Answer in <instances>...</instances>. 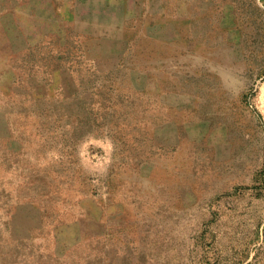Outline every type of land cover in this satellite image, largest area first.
<instances>
[{
	"label": "rangeland",
	"instance_id": "1",
	"mask_svg": "<svg viewBox=\"0 0 264 264\" xmlns=\"http://www.w3.org/2000/svg\"><path fill=\"white\" fill-rule=\"evenodd\" d=\"M0 264H264V0H0Z\"/></svg>",
	"mask_w": 264,
	"mask_h": 264
}]
</instances>
